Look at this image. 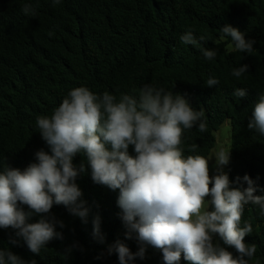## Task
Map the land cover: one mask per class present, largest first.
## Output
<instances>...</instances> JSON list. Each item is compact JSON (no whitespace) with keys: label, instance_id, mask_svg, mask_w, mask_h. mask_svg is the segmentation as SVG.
I'll use <instances>...</instances> for the list:
<instances>
[{"label":"trees","instance_id":"16d2710c","mask_svg":"<svg viewBox=\"0 0 264 264\" xmlns=\"http://www.w3.org/2000/svg\"><path fill=\"white\" fill-rule=\"evenodd\" d=\"M25 4H31L29 14L23 11ZM227 25L255 40L251 54L235 50L230 38L219 40V30ZM190 30L198 41L201 36L204 40L183 44L179 38ZM202 47L216 49V57L204 58ZM244 64L248 72L234 77L232 70ZM210 77L220 83L206 86ZM145 84L178 93L194 110L204 112L205 132L194 127L182 133L179 147L185 157L207 159L215 133L229 120L230 188H246L243 177L248 175L254 195L264 196V135L248 127L254 104L264 95V0H60L55 5L53 0H0V172L5 166L24 171L38 163L40 150L51 154L36 119L50 116L73 88L85 86L119 97L136 95ZM236 88L246 89V95L235 97ZM128 153L135 157L134 146ZM81 162L86 170L76 183L88 209L86 219L54 204L50 211L64 223L56 227L62 238L52 239L36 255L13 229L0 228V250L36 264H119L118 254H109L117 241L133 253L139 250L136 234L126 236L117 204L120 190L94 183L86 156L78 153L73 164ZM97 217L100 230L94 234ZM38 220L34 215L28 222ZM246 223L252 232L244 242L257 247L249 264H264V215L258 205L244 207L239 226ZM213 243L238 255L219 234L213 235ZM143 247L144 258L137 257L135 264H165L161 250ZM178 264L191 262L181 254Z\"/></svg>","mask_w":264,"mask_h":264},{"label":"clouds","instance_id":"9594fccd","mask_svg":"<svg viewBox=\"0 0 264 264\" xmlns=\"http://www.w3.org/2000/svg\"><path fill=\"white\" fill-rule=\"evenodd\" d=\"M59 2L53 0L54 5ZM23 11L29 14L31 4H25ZM219 32V40L230 38L235 50L253 52L255 40L246 38L238 28L227 25ZM179 39L197 45L204 37L198 41L190 30ZM201 52L207 60L217 55L216 49L202 47ZM248 67L234 68L232 75L240 78ZM219 83L210 77L206 86ZM233 95L242 98L246 89L236 88ZM36 127L51 154L40 150L36 153L38 163L24 171L5 166L0 172V228L13 229L33 254L39 255L52 239L62 238L56 227L63 228L64 223L50 211L54 204L65 206L69 214L82 220L87 217L83 193L76 183L86 167L83 162L73 164V158L83 153L93 182L120 190L117 204L128 229L126 236L130 239L135 233L142 245L136 253L120 241L110 246L109 254L115 251L119 264L143 259V245L161 250L165 264H178L181 254L191 264H249L255 255L256 245L244 242L252 232L251 224L239 225L246 205H258L264 215V196L254 195V181L248 175L243 177L246 188H230L229 177L222 170L209 176L206 158L183 155L179 147L183 131L194 127L200 132L207 130L204 112L194 110L184 96L152 84L143 85L136 95L119 97L80 86L70 90L50 116H38ZM248 127L264 135V95L254 104ZM130 145L135 157L128 153ZM215 158L221 169L229 163L230 152L221 149ZM207 196L210 201L205 200ZM209 204L214 210H207ZM34 215L39 216L38 222L29 223ZM93 225L94 234H98L99 217ZM214 234L238 255L214 245ZM0 264L36 261L0 250Z\"/></svg>","mask_w":264,"mask_h":264},{"label":"rangeland","instance_id":"374dc122","mask_svg":"<svg viewBox=\"0 0 264 264\" xmlns=\"http://www.w3.org/2000/svg\"><path fill=\"white\" fill-rule=\"evenodd\" d=\"M215 139H216L215 147L212 150L210 156L207 158L210 177H214L215 175H217L219 170H222L224 173H226V171H227V165L221 166V169L217 168L215 156L221 149L230 152V149H231V124H230L229 120L225 121L222 124V126L220 127V129L215 133ZM211 186H212V184L209 185V187H211ZM205 200L210 201L211 196L205 197ZM208 209H209V205H208L207 210Z\"/></svg>","mask_w":264,"mask_h":264}]
</instances>
